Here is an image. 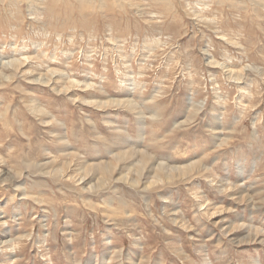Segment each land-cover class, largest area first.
Returning <instances> with one entry per match:
<instances>
[{
	"label": "rangeland",
	"instance_id": "1",
	"mask_svg": "<svg viewBox=\"0 0 264 264\" xmlns=\"http://www.w3.org/2000/svg\"><path fill=\"white\" fill-rule=\"evenodd\" d=\"M0 264H264V0H0Z\"/></svg>",
	"mask_w": 264,
	"mask_h": 264
},
{
	"label": "bare ground",
	"instance_id": "2",
	"mask_svg": "<svg viewBox=\"0 0 264 264\" xmlns=\"http://www.w3.org/2000/svg\"><path fill=\"white\" fill-rule=\"evenodd\" d=\"M2 76H3V75H2ZM33 109H34V108H33ZM109 169H112V168H109ZM109 169H108V170H109ZM139 170H140V169H139ZM88 174H89V173H88ZM111 174H112V173H111Z\"/></svg>",
	"mask_w": 264,
	"mask_h": 264
}]
</instances>
